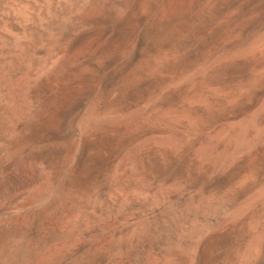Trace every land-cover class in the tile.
Instances as JSON below:
<instances>
[{"label": "bare ground", "instance_id": "bare-ground-1", "mask_svg": "<svg viewBox=\"0 0 264 264\" xmlns=\"http://www.w3.org/2000/svg\"><path fill=\"white\" fill-rule=\"evenodd\" d=\"M1 138L58 175L29 203L122 221L82 264H264V0H0Z\"/></svg>", "mask_w": 264, "mask_h": 264}, {"label": "rangeland", "instance_id": "rangeland-1", "mask_svg": "<svg viewBox=\"0 0 264 264\" xmlns=\"http://www.w3.org/2000/svg\"><path fill=\"white\" fill-rule=\"evenodd\" d=\"M18 74V75H17ZM15 75V77L13 79H15L13 83H16L18 81H20L22 78H23V74L24 72L23 71H19ZM22 74V76H21ZM20 76V77H19ZM19 78V79H18ZM21 78V79H20ZM18 79V80H17ZM4 139H0V173L2 175H0V252L2 253L3 251V255L0 253V263L3 264L5 263V261H7V263H10L11 262V251H10V247H13L12 244L14 243L15 247L17 245H19V247L17 248H20L19 250V255L21 254V251H24L23 254H21L20 256V260H21V264H37L39 263L43 257L45 256H53L52 254L54 253V255L56 253L60 251H63L64 250V257L61 258V260H58L60 262H55L54 264H82L83 260H84V257L86 258L88 255H89V252H95V251H98L100 249V247H102L104 244H107V240L110 242L111 241V230H113L114 228L118 227L120 225V223L122 221H118L117 218L112 215L113 217H111V215H108L107 216H100V214L98 215V213L93 217V221L94 223L91 222V224H89L90 226L86 225V228L85 226H82V225H78V224H75L76 223V219H77V214H78V209L80 208V199L76 198V197H71L67 200H64V201H56L55 204H52L54 203V200H53V197L52 195H54L52 193V195H48L46 194L45 196L41 197V199L38 201V202H35V203H39V204H31L29 203V200L27 199L28 198V195L31 193V191L33 190V188H38L41 183L43 182V180L47 177V176H50L51 174V178L52 176L55 175V177H53L52 179V183L54 185L55 181H54V178L57 179L56 180V183H58V175L55 173V171H53L52 167H48V166H44L41 162L39 163L37 160L31 158L29 156V154L27 152H21L20 154H17L15 156H11V152L9 151L8 149V146L5 144V147H4ZM23 154V155H22ZM25 157V158H24ZM30 157V158H29ZM29 158V159H28ZM33 159V161L31 160ZM21 162V163H20ZM38 162V163H37ZM17 163V164H16ZM37 163V164H36ZM21 164V165H20ZM27 164V166H26ZM36 164V165H35ZM41 164V165H40ZM17 167H16V166ZM19 166V167H18ZM23 166V167H22ZM31 166V167H30ZM38 166V167H37ZM44 166V168H43ZM27 169H26V168ZM35 167V169L33 168ZM20 168V169H19ZM19 169V170H17ZM33 171H32V170ZM5 172H4V171ZM27 170V172H24V171ZM28 170H31L28 171ZM41 170V172H40ZM23 171V173H22ZM36 171V172H34ZM49 171H52V172H49ZM7 172V174H6ZM30 172V173H28ZM43 175H41L40 173ZM49 172V173H47ZM5 173V174H4ZM27 173V174H26ZM46 173V174H45ZM128 173V174H127ZM37 176H36V175ZM49 174V175H48ZM53 174V175H52ZM124 174V175H122ZM6 175V176H5ZM8 175V176H7ZM14 175V177H13ZM17 175V176H16ZM25 175V176H24ZM28 175V177L26 176ZM34 175V176H33ZM121 175L123 176L122 179L120 180V182L125 185V187L127 188V190H129L130 188L133 187L134 183H135V179L132 177V175L129 174L128 171H121L120 172V175L118 174V179L121 178ZM2 176H5L2 178ZM120 176V177H119ZM25 179H24V178ZM30 177V178H29ZM128 177V178H127ZM33 178V179H32ZM39 178V179H38ZM44 178V179H43ZM6 179V180H5ZM11 179V180H10ZM21 179H23L21 181ZM32 179V180H31ZM42 179V180H40ZM130 179V180H129ZM4 180V184H3V181ZM9 180V181H8ZM30 180V181H29ZM35 180V181H34ZM133 180V181H132ZM6 181V182H5ZM18 181V182H17ZM32 181H34L32 183ZM40 181V182H39ZM38 182V183H37ZM133 182V183H132ZM17 183V184H16ZM25 183V184H24ZM28 183V185H27ZM55 183V184H56ZM132 183V184H131ZM34 184V185H33ZM129 184V185H128ZM7 185V186H6ZM33 185V186H32ZM58 186V188H57ZM13 187V188H12ZM22 187V188H21ZM28 187V188H27ZM55 187V186H54ZM61 185L57 184L56 187H55V190H60ZM24 188H25V191H24ZM31 189V190H29ZM52 190L54 192V188L52 187ZM11 191V192H10ZM55 191V192H56ZM24 192V193H23ZM27 192V193H26ZM30 192V193H29ZM127 191H121L122 194H125ZM14 193V195H13ZM25 193H26V196H25ZM3 196V197H2ZM24 196V198H23ZM49 196V197H48ZM51 197V198H50ZM8 198H10L8 200ZM19 198V199H18ZM44 200H43V199ZM50 198V201L48 200ZM75 198V199H74ZM72 199V200H71ZM8 200V201H7ZM45 200H47L48 202H45ZM70 202H67L69 201ZM75 200V201H74ZM77 200V201H76ZM12 201V202H11ZM21 201V202H20ZM41 201V203H40ZM17 202V203H16ZM52 202V203H51ZM58 202V203H57ZM64 204H63V203ZM73 202V203H71ZM11 203V204H10ZM15 203V205H14ZM48 203V205H47ZM63 204V207H62V204ZM79 203V204H78ZM13 204V207H11ZM17 204V205H16ZM44 204V205H42ZM60 204V205H59ZM67 204V205H65ZM69 204V205H68ZM73 204V205H72ZM79 206V208L77 207V205ZM33 205V206H32ZM37 205V206H36ZM38 205L40 206V209L38 208ZM53 205V206H52ZM58 205V206H57ZM41 206H44L43 208ZM49 206V207H48ZM60 206V207H59ZM68 206V207H67ZM76 206V207H74ZM11 207V208H10ZM47 207V208H46ZM51 207V208H50ZM66 207V208H65ZM73 209H72V208ZM57 208V210H56ZM58 208H60L58 210ZM64 208V209H63ZM36 209V211H35ZM38 209V210H37ZM45 209V210H44ZM56 210L55 214L52 213V211L54 212V210ZM10 210V211H9ZM44 210V211H43ZM49 210V211H47ZM64 210V212H63ZM77 210V211H76ZM85 210V209H84ZM76 211V213H75ZM44 212H47V213H44ZM63 214H62V213ZM52 213V214H50ZM60 213V214H59ZM68 213V214H67ZM71 213V214H70ZM13 214V215H12ZM48 214V216H47ZM70 214V215H69ZM51 215V216H50ZM55 215V217H53ZM58 215V216H57ZM67 217V220L64 219L65 216ZM98 215V217H97ZM63 216V217H62ZM8 217V218H7ZM11 217V218H10ZM49 217V218H48ZM53 217V218H52ZM62 217V218H61ZM69 217V218H68ZM96 217V218H95ZM107 217V218H106ZM10 218V219H9ZM26 218V219H25ZM105 218V219H104ZM114 218V219H112ZM9 219V220H7ZM43 219V220H42ZM49 221H48V220ZM50 219H51V222H50ZM59 219L61 222H59ZM62 219H63V223L62 222ZM74 221H72V220ZM97 222V225H95V221ZM10 220H11V224L10 223ZM54 220V221H53ZM98 220V221H97ZM108 220H110V222H107ZM114 220V221H113ZM13 221V223H12ZM18 221V223H17ZM113 221V222H112ZM118 221V222H117ZM2 222L4 225H2ZM7 222V223H6ZM15 222V224H14ZM20 223V224H19ZM30 223V224H29ZM68 223V224H67ZM70 223V224H69ZM102 223V224H101ZM105 223V224H104ZM9 224V225H7ZM19 224V226H17ZM48 224V225H46ZM52 224V226H50ZM75 224V225H74ZM93 224V225H92ZM100 224V225H99ZM109 224V226H108ZM122 224V223H121ZM43 225V226H42ZM56 225V226H55ZM72 225V226H71ZM104 225V226H103ZM111 225V226H110ZM8 226V228H7ZM9 226H10V229H9ZM29 226V227H28ZM61 229H60V227ZM71 226V227H70ZM76 226V227H75ZM4 227V228H3ZM12 227V228H11ZM54 227V228H52ZM68 227V229H67ZM3 228V229H2ZM18 228V229H17ZM65 228V229H64ZM71 228V229H70ZM76 228V229H75ZM97 230V234H96V231H94L95 229ZM100 228V229H99ZM102 228V229H101ZM108 228V229H107ZM8 229V230H7ZM16 229V231H15ZM68 231H67V230ZM73 229V230H72ZM79 229V230H78ZM105 229V231L103 230ZM11 230V231H10ZM58 230V231H57ZM65 230V232H64ZM84 230V231H83ZM89 232H88V231ZM110 230V231H109ZM7 231V232H6ZM10 231V232H9ZM15 231V232H14ZM22 231V232H21ZM43 231V232H42ZM57 231V232H56ZM71 231V232H70ZM109 231V232H108ZM2 232V233H1ZM80 232V233H79ZM92 232V234H91ZM108 232V233H107ZM5 233V235H4ZM90 233V234H89ZM17 234V235H16ZM24 234V235H23ZM70 234V235H69ZM12 235V236H11ZM65 239H64V237ZM72 235V236H71ZM74 235V236H73ZM76 235V236H75ZM80 235V236H79ZM86 235H90V236H86ZM103 235V236H102ZM10 236V237H8ZM101 236V237H99ZM106 236H109L110 239H108L109 237H105ZM21 237V238H19ZM67 237V238H66ZM71 237V238H70ZM73 237V238H72ZM80 237V238H79ZM85 239H84V238ZM90 237V238H88ZM4 238V239H3ZM14 238V239H13ZM99 238V239H98ZM102 240H101V239ZM105 238V240H104ZM69 239V240H67ZM75 239V241H74ZM80 239V240H79ZM87 239V240H86ZM89 239L91 241H89ZM93 239V240H92ZM3 240V241H2ZM12 240H15L13 242H11ZM17 240V242H16ZM24 240V241H23ZM62 240V241H61ZM64 240V241H63ZM79 240V241H77ZM98 240V241H97ZM101 240V242L99 241ZM58 241V242H57ZM95 241V242H94ZM105 241V242H104ZM4 242V244H3ZM16 242V243H15ZM20 242V243H19ZM89 242V243H88ZM104 242V243H103ZM108 242V243H109ZM74 243V244H73ZM10 247H8V245ZM17 244V245H16ZM82 244L84 247H82ZM88 244V245H87ZM102 244V245H101ZM2 245V246H1ZM6 245V246H5ZM60 245V246H59ZM101 245V246H100ZM4 246L5 248L7 249H4ZM21 246V247H20ZM69 246V247H68ZM8 247V248H7ZM25 247V248H24ZM62 247V248H61ZM74 247V248H73ZM92 247V248H91ZM95 247V248H94ZM97 247V248H96ZM59 248V249H58ZM81 248V249H80ZM91 248V249H90ZM69 249V250H68ZM76 249V250H75ZM88 249V250H86ZM95 249H98V250H95ZM161 249V250H160ZM31 250V251H29ZM86 250V251H85ZM151 250L155 253H152ZM151 250H147L148 252L146 251H142L141 254L140 253H137L136 255H134L130 261L129 264H142V261H143V264H145V262H147L146 264H163L165 261H167V257L169 259V252L167 250H165V248H163L162 246H159L158 245H155L154 247L151 248ZM165 250V252H164ZM6 251V252H4ZM76 251V252H75ZM9 252V253H7ZM29 252V253H27ZM32 252V253H31ZM36 255H34L35 253ZM38 252V253H37ZM40 252V254H39ZM42 252H45L44 255ZM69 252V253H68ZM80 252V253H79ZM91 252V253H92ZM144 252V253H143ZM151 252V253H150ZM162 252L165 254H162ZM7 255L10 260L8 259L7 256L4 255ZM28 256H27V254ZM50 253V254H49ZM75 253V254H74ZM79 253V254H78ZM88 255H87V254ZM147 253L148 256H146L145 254ZM150 255H149V254ZM157 253V254H156ZM71 254V255H70ZM74 254V255H72ZM86 254V255H85ZM114 254V253H113ZM167 254V256H166ZM35 257V258H33ZM39 256V260L37 259V257ZM42 255V256H41ZM77 255V256H76ZM85 255V256H84ZM142 255V256H141ZM157 255H158V260L160 258V260H156L157 258ZM5 256V257H3ZM31 256V257H30ZM66 256V257H65ZM75 256V257H74ZM112 254H108V257L106 256L103 260H101V262L97 263V264H107V263H111L112 261V258L114 260H118L120 261L121 259V256L119 257V254L117 255H113L112 257ZM141 257V258H138ZM151 256V257H150ZM154 256V257H153ZM163 256V257H162ZM6 257H7V260H6ZM24 259H23V258ZM41 257V259H40ZM72 257V258H71ZM111 257V259H110ZM138 259H137V258ZM107 258V259H106ZM117 258H120V259H117ZM136 258V259H135ZM143 258H145L146 260H143ZM148 258V260H147ZM150 258H153L150 260ZM156 258V259H155ZM162 258V260H161ZM31 259H34L31 261ZM64 259V260H63ZM79 259V260H78ZM142 259V260H141ZM26 260V262H25ZM109 260V261H108ZM134 260V261H133ZM137 260V262H135ZM139 260V261H138ZM149 260H150V263H149ZM155 260V261H154ZM3 261V263H2ZM66 261V262H65ZM104 261V262H103ZM159 263H158V262ZM35 262V263H34ZM106 262V263H105ZM132 262V263H131ZM153 262V263H152ZM155 262V263H154Z\"/></svg>", "mask_w": 264, "mask_h": 264}]
</instances>
